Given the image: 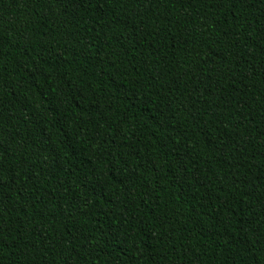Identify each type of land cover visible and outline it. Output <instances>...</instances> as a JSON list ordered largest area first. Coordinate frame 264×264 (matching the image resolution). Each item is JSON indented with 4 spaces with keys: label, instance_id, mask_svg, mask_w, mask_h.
Returning a JSON list of instances; mask_svg holds the SVG:
<instances>
[{
    "label": "trees",
    "instance_id": "trees-1",
    "mask_svg": "<svg viewBox=\"0 0 264 264\" xmlns=\"http://www.w3.org/2000/svg\"><path fill=\"white\" fill-rule=\"evenodd\" d=\"M0 264H264V0H0Z\"/></svg>",
    "mask_w": 264,
    "mask_h": 264
}]
</instances>
